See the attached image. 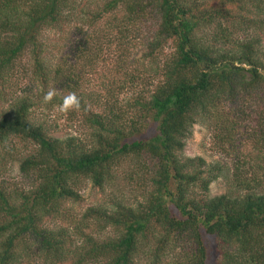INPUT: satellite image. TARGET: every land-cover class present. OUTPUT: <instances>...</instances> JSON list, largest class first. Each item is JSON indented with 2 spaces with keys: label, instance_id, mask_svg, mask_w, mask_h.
Here are the masks:
<instances>
[{
  "label": "trees",
  "instance_id": "16d2710c",
  "mask_svg": "<svg viewBox=\"0 0 264 264\" xmlns=\"http://www.w3.org/2000/svg\"><path fill=\"white\" fill-rule=\"evenodd\" d=\"M47 31L60 37L54 64L43 59ZM262 36L264 0H0V175L14 160L28 183L0 176V264H205L201 232L214 264H264ZM105 41L117 55L101 98L80 88L79 70ZM135 42L150 85V74L129 71ZM25 75L60 101L77 95L82 139L53 137L33 120L32 94L13 89ZM249 115L254 129L236 138L238 117ZM201 122L223 146L250 144L229 170L182 156ZM114 175L133 186L130 199L68 216L83 182L103 193ZM221 175L227 190L210 197Z\"/></svg>",
  "mask_w": 264,
  "mask_h": 264
},
{
  "label": "rangeland",
  "instance_id": "374dc122",
  "mask_svg": "<svg viewBox=\"0 0 264 264\" xmlns=\"http://www.w3.org/2000/svg\"><path fill=\"white\" fill-rule=\"evenodd\" d=\"M70 37V36H69ZM264 37V36H262ZM42 38L45 44V48L43 50V59L46 63L54 64L57 61L58 49L61 46L60 37L53 33L52 31H47L42 34ZM71 39L73 37H70ZM107 40L111 42L112 36H110ZM107 41L101 43V54L95 62L88 66L86 64L81 70L78 68V63L76 69L83 72L82 81L80 83V88L84 90V93H94L96 96H100L101 98L106 97L104 94V89L109 86V82L111 77L115 75V64H116V55L117 51H115V44H110L109 47H106ZM133 47H130L128 50V62L131 63L129 71L135 73L136 75L139 72H145L150 74L149 85L154 81L152 77V73L149 71V65L140 60L141 55L143 53V48L139 45L132 43ZM262 45L264 47V40L262 41ZM56 46V47H55ZM168 49H164V53H166ZM119 54V53H118ZM29 64V62L27 61ZM73 63L76 62L73 60ZM28 66H26L27 68ZM129 72V73H130ZM117 77L113 80L118 86V82L120 79ZM153 80V81H152ZM14 90L22 94L23 92L31 93L34 103L31 108V113L33 116V120L43 123L45 128L48 129L49 133L53 137L57 138H67L70 136H75L80 139L86 134L84 128L81 126L80 117L77 115H71L72 111L68 113H61L58 108L62 104L60 95L58 93L53 98V100L49 103L43 102L42 91L40 87L34 84L31 81L29 75H25L22 78H19L14 83ZM12 85V86H13ZM107 89V88H106ZM36 94L38 97L36 98ZM123 94L116 95V98L119 100L122 98ZM6 105L0 106L1 110H6ZM251 115L249 117H238L236 121V133L237 136L242 135L243 133L250 132L253 128V123L250 121ZM153 125L149 124L147 127L144 136H151L154 133ZM244 139V137H242ZM16 145V149H20V145L14 143ZM246 147L241 143V139L238 142L230 145H221L218 136L215 131L208 127L206 122L196 123L191 126L188 136L184 141V146L182 149L183 157H199L201 158L207 165L216 164L218 166H223L224 170H229L231 168V164L233 162V158L240 154H245L248 150V146L250 144L245 143ZM21 150V149H20ZM117 172H120L118 170ZM6 182L18 183V186L27 187L28 183L26 181H21L19 179L18 174V162L16 161H6L4 164V168L2 174L0 175ZM226 176V175H225ZM114 181L110 186L104 189L103 193L97 191V189L92 188L89 182H83L80 185L78 194H80V201L77 203H66L65 207L67 208L69 217H79L80 214L92 205L103 204L107 205L109 202H112L114 199H118L120 197L131 198L135 192H133V186L129 184H125L124 181L119 177V175H114ZM120 186V187H118ZM115 187L117 190L113 189ZM227 190V183L224 175H221L218 179L210 183L208 187V195L210 197L220 195ZM46 225L49 227L57 226V222L49 220L46 222ZM201 238L206 250V258L205 264H214L216 254L214 251V242L211 236L205 235L201 232Z\"/></svg>",
  "mask_w": 264,
  "mask_h": 264
},
{
  "label": "clouds",
  "instance_id": "9594fccd",
  "mask_svg": "<svg viewBox=\"0 0 264 264\" xmlns=\"http://www.w3.org/2000/svg\"><path fill=\"white\" fill-rule=\"evenodd\" d=\"M57 92L55 88L49 89L43 96V102L49 103L56 96ZM80 108L79 98L75 93H69L68 95L63 97V102L59 106L58 110L61 113H68L72 110H78Z\"/></svg>",
  "mask_w": 264,
  "mask_h": 264
}]
</instances>
